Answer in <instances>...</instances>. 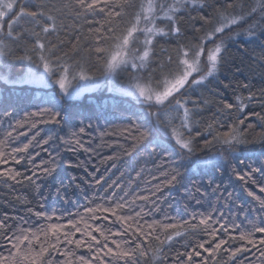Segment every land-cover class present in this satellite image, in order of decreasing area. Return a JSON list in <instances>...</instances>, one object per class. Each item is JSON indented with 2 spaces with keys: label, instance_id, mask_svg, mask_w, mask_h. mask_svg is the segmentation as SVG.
<instances>
[{
  "label": "snow or ice",
  "instance_id": "6c2138e0",
  "mask_svg": "<svg viewBox=\"0 0 264 264\" xmlns=\"http://www.w3.org/2000/svg\"><path fill=\"white\" fill-rule=\"evenodd\" d=\"M189 7L193 10L203 9L204 4L201 0H140L139 3L136 0H74V3L62 4L60 8H54L43 2H32V8L35 10L29 11L24 6L18 5L17 0H0V68H9L13 61L24 67V72L19 76H12L10 72L0 73V83L13 90L28 88L31 91L33 86L42 89L43 91L37 92L36 95L43 102L50 103L53 108L62 104L65 98L78 97L84 92L107 87L111 93H118L122 97H132L140 105L149 109H157L156 112H144L142 115L134 113L133 115L141 120V124L132 121L131 125L123 130L126 133L134 134L133 151L137 149L138 145L148 141V143H155L157 147H161L165 158L169 154L180 156L182 159L185 156L190 157L195 148L193 121L190 118V110L187 105L190 103L195 105L203 101L183 99L184 93L189 88L195 90L196 86H204L205 81L210 77H217L226 63L224 53L227 52V47L224 39H221L210 49H206L205 40H212L218 34L225 33L226 29L231 31L232 26L246 22V17L245 15L219 13L216 24L212 25L211 31L205 33L204 38H200L199 43L187 44L178 49L174 67H169L165 71L163 66H159L160 71L156 73L159 79H156L152 74L153 70L149 68L153 42L158 36L181 35V28L177 23V13L181 9ZM232 7L233 5L225 3V11ZM239 7L242 11V6ZM258 8L264 12V0H258L257 6L252 7L247 13V18L256 14ZM61 9L64 12L72 11L76 16L81 14L105 16L104 23L99 24L96 29V44L100 46L94 48V52L101 62L99 76L93 74L91 66L80 62L69 63L67 54L57 55V45L48 37L58 30ZM129 9L133 11L129 12ZM126 15L131 17L128 26L120 30L119 35H116L115 27L112 24L113 18H123ZM21 18H27L39 31L34 29L16 31L17 28L22 27L20 25ZM201 19L205 24H212L207 18L201 17ZM105 24L108 25L107 34L104 32ZM254 29L255 26H250L246 32L250 40L257 38ZM260 34L264 35V31H261ZM228 39L231 40L232 37L229 36ZM108 40L115 43L109 47L102 46ZM13 45L17 46L15 50ZM14 51L23 54L16 56ZM168 63L169 65L173 64L171 57L168 58ZM119 73H130L127 83L123 86L116 84ZM224 87L227 88L228 85H224ZM243 87L247 88L248 85H243ZM54 89H58V93ZM262 98H264V93H262ZM247 99L254 100L255 97L250 93ZM237 101L236 105L227 103V101L221 104V108L227 110L229 116L233 110L240 113V116L236 117V125L230 127L227 133L213 135L212 140L229 146L244 144L246 141L242 137L239 126L244 125V121L249 116L264 121V115L257 112L246 113L248 105L239 97ZM61 113L62 109L60 111H35L16 120L15 124L8 125L11 131H8L4 140L0 141V178L5 183L11 181L19 184L22 181H27L41 194L42 199H46L43 197L41 187L46 182V178L55 171L56 165L54 160L50 166H46L44 161L37 163L36 157L40 153L35 149L39 147L47 153V148L44 145L50 146L60 138L57 136L37 139L39 128L36 124L27 121L31 116L41 122H53L60 125L63 120L66 124L67 120ZM173 113L178 115H173ZM12 117L11 111L0 113V119L11 120ZM44 117H48L49 120L45 121ZM176 120L179 123H175ZM142 126L145 129L143 131L141 130ZM251 126V124L248 125V127ZM211 128L212 126L209 125L210 135ZM22 129L25 131H21ZM31 129H35L36 132L26 143L13 147L9 151L3 150L5 141L14 140L15 136H27V130ZM156 129H159L163 134L166 144L162 145L156 139L154 135ZM84 134L85 127H80L71 135L76 137ZM195 135H201L198 128ZM149 136H152L151 140L148 139ZM84 143L81 139H74L72 144L75 147L70 146V150L75 151L76 148H80L91 155L94 149L85 148ZM210 144L211 141L204 140L205 148ZM144 146L147 147L146 144ZM30 148L32 151L29 150ZM131 154V152H125V155L131 156ZM232 155L235 156V153L232 152ZM223 158L220 157V159ZM106 159L114 161L117 157L110 156ZM246 159L247 157L245 159L236 157L238 167L232 169V174L237 181L242 182L240 191H247L248 196L259 202L260 207L257 210L260 213L259 223H250L251 231H241L238 237H234L230 235V228L223 224H220L219 227L211 226L213 223L211 212L206 216L201 214L203 218L200 223L205 225L207 239L191 248L190 251L177 254L173 264H194V256L199 258L198 264H255L257 259L259 264H264V199L245 188L248 183H257L254 178L256 174L261 177V184L264 185V161L260 162L258 167L253 168L246 163ZM101 162H103V158ZM199 163L206 166L208 162ZM9 165L19 166L24 171ZM66 166L68 168L83 167L79 162L74 164L71 160L66 162ZM115 166L113 163L112 167L115 168ZM94 171L99 172V168H95ZM173 171L175 174L161 181L146 195L136 196L133 200H126L123 197L106 199L105 203L110 206L105 207L101 204L95 208H86L85 213L92 221L90 224L83 220L69 219L67 224L50 223L34 230L32 227L24 228L8 224L7 220L10 217L4 213V218H0V242H2L0 246L6 245L8 254L0 253V264H53V253L63 257L56 261V264H139L143 257L148 256L150 249V245L145 241H153L160 245L171 244L176 237L182 235L181 232L175 230L176 226L173 224H159L155 220L149 222L144 219L158 209L159 196L163 187L172 186L177 182L180 173ZM139 175L140 173L137 172V176ZM33 177L40 182H34ZM42 177L45 180H41ZM90 179L94 180L95 185L101 187L107 183L103 175L99 178L92 175ZM69 180L73 183L77 180L84 183L80 177L76 176L69 177ZM75 186L79 188V184ZM85 186L90 185L86 184ZM109 187L113 188L111 195L114 197L115 188H119L120 185L113 182ZM219 187L217 185L214 191H218ZM259 190L264 194V186H260ZM62 191L67 193V186L57 188L56 195L59 196ZM233 195L235 193H228L229 198ZM65 199H69V197L65 196ZM137 200L143 202L145 207L136 205L135 201ZM40 207L43 208V204ZM214 211L218 213L220 219H224V213L219 212L218 209ZM34 214L49 221L54 218L44 211ZM55 218L59 219V217ZM97 221H101V223H97ZM105 221H110L113 227L119 226L118 230L113 232L111 228L105 229L102 226V222ZM23 223L27 222L23 221ZM215 223L219 224V221H215ZM65 228L68 230L65 231ZM167 229H173V233L168 234ZM77 233L80 234L79 238H77ZM257 234H259L258 239ZM236 239L245 243L233 246L230 242H234ZM61 245H63V251H61ZM74 249H86L89 255L87 257L77 256ZM161 251L162 248L154 250L149 260L159 259L163 264V259L166 258L157 255ZM249 253H251V257L248 255ZM217 257H221V259H217Z\"/></svg>",
  "mask_w": 264,
  "mask_h": 264
},
{
  "label": "trees",
  "instance_id": "16d2710c",
  "mask_svg": "<svg viewBox=\"0 0 264 264\" xmlns=\"http://www.w3.org/2000/svg\"><path fill=\"white\" fill-rule=\"evenodd\" d=\"M32 2L47 3L54 8H60L62 4L74 3V0H19L18 5L24 6L27 10L33 11ZM137 3L140 0H136ZM204 4L203 9L193 10L191 7L181 9L177 13V23L181 28V35H170L164 37H156L153 42L152 55L150 57L149 68L156 79V73L160 71L159 66H163L167 71L169 67H174L178 49L187 44H197L200 38L205 37L207 31H211L212 25L216 24L218 14L224 12L227 14L245 15L246 22L235 25L225 40L227 52L225 66L217 77H210L205 81L204 86H196L195 90L189 88L184 93L183 99L190 101H203L195 105L188 104L190 110V118L193 121V137L194 152L191 156H180L169 154L167 158L161 147H157L155 143L144 141L138 145L135 151L132 150L134 142V134L126 133L123 130L129 127L132 121L141 124V120L137 119L136 114L144 112H156V108H147L138 104L132 97H122L118 93H111L107 90H99L92 93H86L81 98L68 99L65 98L62 104L55 108L50 103L43 102L37 95L42 92L35 86L30 91L28 88L11 89L7 85L0 83V113L11 111L13 117L11 120L0 119V141L4 140L5 135L11 129L9 124H15L16 120L22 119L26 114L35 111H60L67 120H62L60 125L53 122H41L29 116L28 121L34 123L39 128L37 139H47L49 137L59 136V140L49 145L47 153L41 148L35 151L40 155L36 157V162L44 161L46 166H50L55 161V171L51 176L46 178V182L42 184L41 194L29 184L22 181L15 184L11 181L7 183L0 178V218H4L3 214L7 213L10 219L7 223L10 225H19L20 227L42 228L50 223L67 224L69 219L74 221L83 220L86 223H92L85 213L86 208H95L97 205L105 207L110 206L105 203L106 199L133 200L136 196L148 194V191L159 184L170 175L175 174L173 170L179 172L177 182L172 186L163 187L159 196L158 209L150 216L144 217L149 222L157 221L159 224H173L175 230L181 232V236L176 237L171 244L165 243L160 245L153 241H145L150 245L148 256L143 257L139 264H161L159 259L149 260L152 253L156 249L162 251L157 253L163 259V264H173V260L177 254H183L196 247L200 242L207 239L205 225L200 223L203 216L209 212L212 213V227H219L223 224L230 228V235L238 237L240 232L251 231L250 223H259L260 213L257 211L260 207L258 201L247 195V191L241 192L242 182L237 181L232 174V169L238 167L236 165V157L246 159V163L251 167H258L260 162L264 161V121L258 120L254 116H249L244 121V125H240V132L244 144L229 146L222 142L218 143L212 140V136L216 134H224L229 132L230 127L236 125V117L240 113L233 110L229 116L227 110L221 108L224 101L236 105L239 97L248 108L246 113L257 112L264 115V12L259 8L257 13L247 18V13L252 7L257 6L258 0H201ZM225 3L233 5L232 8L225 11ZM242 6V11L241 7ZM18 10V9H17ZM118 10V9H117ZM132 12V9L128 10ZM201 17L207 18L212 24H205ZM130 16L123 18L114 17L112 24L115 27V34L119 35L120 30L128 26ZM105 16L94 14H81L76 16L74 12L61 13L58 18V30L55 34L48 37L56 45L57 55L63 56L67 54L69 63L80 62L92 67L93 74L100 75L101 62L98 60L94 48L100 45L96 44V29L99 24H103ZM99 22V23H98ZM43 23V21H42ZM159 23V22H158ZM20 25L16 31L35 30L39 31L27 18H21ZM162 27L165 25H161ZM250 26H255L256 39H251L246 35ZM108 25L105 24L104 32L107 34ZM232 39L229 40L228 37ZM219 34L215 36L218 38ZM142 39V37H141ZM115 42L108 40L102 46L109 47ZM209 41L205 40V47ZM17 48L13 45V49ZM19 51H14V55H22ZM171 57L173 64L169 65L168 58ZM11 73L12 76H19L24 72V67L13 61L9 68H0V73ZM147 74V73H145ZM130 73H119L116 78L117 86H123L127 83ZM224 85H228L227 88ZM243 85H248L244 88ZM58 93V89H54ZM253 94L255 99L248 100L249 94ZM173 115H178L173 113ZM131 117V119H129ZM48 121V117H44ZM175 123H179L178 120ZM251 124V127L248 125ZM209 125L211 135L209 134ZM90 126V127H87ZM85 127L83 136L73 137L71 134L76 132L78 128ZM199 129L201 135L196 136V129ZM141 130H145L141 127ZM21 131H25L22 129ZM27 136H15L14 140L5 141L4 151H9L13 147H18L22 143H26L36 130H27ZM154 135L159 142L164 145L166 140L159 129L154 131ZM74 139L84 141V147L94 149L89 155L88 152L76 148L75 151L70 150L75 147L72 144ZM149 140L152 136H149ZM211 141L209 147H204V140ZM147 145L145 147L144 145ZM32 151V149H29ZM131 152V156L125 155V152ZM235 153V156L232 155ZM115 156L117 159L108 160L107 157ZM224 157L220 159V157ZM103 158V162L102 161ZM71 160L74 164L79 162L83 167L68 168L66 162ZM207 161L204 166L199 162ZM115 163V168L112 164ZM18 170L24 171L19 166ZM99 168V172L94 169ZM137 172L140 173L137 176ZM30 174V172H29ZM94 175L99 178L101 175L105 177L107 183L103 186L95 185L94 180L90 177ZM80 177L75 183L69 180V177ZM155 177V179H153ZM256 184L248 183L246 189H250L264 199V194L259 190L261 177L256 174L254 176ZM41 180H45L44 177ZM34 182L36 181L33 177ZM116 182L120 185L115 188L114 197L113 188L109 185ZM79 184V188L75 185ZM88 184L90 186L86 187ZM219 185V190L214 191ZM67 186L68 191H63L59 196L56 195V189ZM233 192L231 198L228 193ZM65 196L69 199H65ZM199 201V203H197ZM43 204V208L40 205ZM139 207H145L141 201H135ZM243 206L242 208L240 206ZM31 209V212H29ZM224 213V219H220L218 213L214 210ZM138 210V209H137ZM44 211L47 215L54 216L49 221L36 216L34 213ZM203 214V216L201 215ZM55 217H59L56 219ZM22 218V219H21ZM26 221L27 223H23ZM215 221H219L216 224ZM101 223V221H97ZM234 225V227H233ZM105 229L111 228L113 232L118 227H113L110 221L102 222ZM68 229L65 228V231ZM168 234L173 233V229L166 230ZM95 234V233H94ZM77 233V238H79ZM259 234H257V239ZM163 239V237H162ZM2 243V242H0ZM233 246H240L244 241L236 239L230 242ZM111 246V245H110ZM134 246V245H132ZM63 251V245L60 246ZM76 255H89L86 249H74ZM253 251H255L253 249ZM0 253L8 254V247L0 246ZM251 257V253L248 254ZM63 259L57 253H53V264ZM183 259V257H182ZM221 259V257H217ZM194 264H198L199 258L193 257ZM259 264V260L255 261Z\"/></svg>",
  "mask_w": 264,
  "mask_h": 264
},
{
  "label": "rangeland",
  "instance_id": "374dc122",
  "mask_svg": "<svg viewBox=\"0 0 264 264\" xmlns=\"http://www.w3.org/2000/svg\"><path fill=\"white\" fill-rule=\"evenodd\" d=\"M18 1H19V0H17V3H18ZM234 26H235V25H234ZM234 26H232V29H233ZM232 29H231V30H232ZM230 32H231V31H229L228 29H226V30H225V33H223V34H219V37H218V38L213 37L212 40H207V41H209V43L207 44L206 49H210V48L214 47L215 44H216V43H219L221 39H224V41H225L226 38H227V36L230 34ZM74 86H75V85H74ZM99 90H107V91H108L107 87L102 88V89H94V90H92L91 92H84L82 95H80V96H78V97H73V98H68V99L81 98V97H82L84 94H86V93H92V92H96V91H99Z\"/></svg>",
  "mask_w": 264,
  "mask_h": 264
}]
</instances>
